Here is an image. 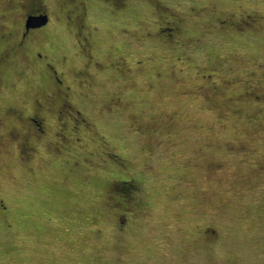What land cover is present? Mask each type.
Segmentation results:
<instances>
[{"label":"rangeland","instance_id":"374dc122","mask_svg":"<svg viewBox=\"0 0 264 264\" xmlns=\"http://www.w3.org/2000/svg\"><path fill=\"white\" fill-rule=\"evenodd\" d=\"M0 264H264V0H0Z\"/></svg>","mask_w":264,"mask_h":264},{"label":"flooded vegetation","instance_id":"af4514ba","mask_svg":"<svg viewBox=\"0 0 264 264\" xmlns=\"http://www.w3.org/2000/svg\"><path fill=\"white\" fill-rule=\"evenodd\" d=\"M43 14H46L42 11H38L37 9H32L30 7V10L29 12H27L25 14V17H24V20H23V31L21 32V35H20V41L22 42L23 40H25L29 34L33 31H37L39 30L40 28H42L43 26L39 27V28H30L29 30H26L25 29V22H26V19L29 17V16H39V15H43ZM47 15V14H46ZM38 56H41L40 54H38ZM48 67L51 69V72L53 73V78L55 79L56 81V86H57V91H61V87L59 88V86L62 84L61 82V79L58 77L57 75V70L53 69V67H51L50 65H48ZM63 95L65 96V93H63ZM52 96H49L48 99H47V103H51L52 102ZM37 106H40L42 107L43 104L39 101H37ZM68 106H70V104L66 101V99H63V101L61 102L60 104V109L59 110H62V109H65L67 108ZM76 113L78 114L79 112L76 111ZM28 121L29 123L32 125V127L35 128L36 131H38V133H41L43 132V118L40 117V115H33V116H29L28 117Z\"/></svg>","mask_w":264,"mask_h":264},{"label":"water","instance_id":"95a60500","mask_svg":"<svg viewBox=\"0 0 264 264\" xmlns=\"http://www.w3.org/2000/svg\"><path fill=\"white\" fill-rule=\"evenodd\" d=\"M48 17L46 14L39 16H29L25 22V29L29 30L30 28H39L44 26L47 23Z\"/></svg>","mask_w":264,"mask_h":264},{"label":"trees","instance_id":"16d2710c","mask_svg":"<svg viewBox=\"0 0 264 264\" xmlns=\"http://www.w3.org/2000/svg\"><path fill=\"white\" fill-rule=\"evenodd\" d=\"M126 183H127V181H124V182L122 183V186L124 187V189H125V187H126ZM127 187H128V185H127Z\"/></svg>","mask_w":264,"mask_h":264}]
</instances>
